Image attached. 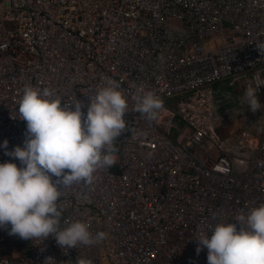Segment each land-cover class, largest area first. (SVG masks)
I'll return each instance as SVG.
<instances>
[{
	"label": "built area",
	"instance_id": "obj_1",
	"mask_svg": "<svg viewBox=\"0 0 264 264\" xmlns=\"http://www.w3.org/2000/svg\"><path fill=\"white\" fill-rule=\"evenodd\" d=\"M257 47L264 0H0V163L20 166L6 152L25 140L26 85L82 101L85 114L109 79L128 97L116 162L59 201L61 228L79 220L106 238L62 249L0 228V264H208L195 240L264 204V87L253 121L226 135L229 112L211 93L228 83L244 99L254 75L264 79ZM138 91L162 100L156 120L134 111Z\"/></svg>",
	"mask_w": 264,
	"mask_h": 264
},
{
	"label": "clouds",
	"instance_id": "obj_2",
	"mask_svg": "<svg viewBox=\"0 0 264 264\" xmlns=\"http://www.w3.org/2000/svg\"><path fill=\"white\" fill-rule=\"evenodd\" d=\"M261 87L264 79L256 73L244 93L253 113L262 107L257 95ZM89 98L85 114L82 101L62 104L51 89L24 87L18 116L27 125L25 140L22 147L6 152L20 166L0 163V228L10 226L9 235L36 245L51 237L62 249L106 238L102 231L93 235L83 221L63 228L60 224L64 190L74 184L91 185L98 169L114 165L118 151L114 141L127 126L128 97L118 82L107 80ZM133 99L134 111L149 121L163 110L162 100L152 92L138 91ZM3 147L7 149V140ZM195 242L197 253L207 249L208 264H264V204L236 215L232 222L215 224ZM53 260L48 257L45 264ZM78 264L91 262L81 258Z\"/></svg>",
	"mask_w": 264,
	"mask_h": 264
},
{
	"label": "rangeland",
	"instance_id": "obj_3",
	"mask_svg": "<svg viewBox=\"0 0 264 264\" xmlns=\"http://www.w3.org/2000/svg\"><path fill=\"white\" fill-rule=\"evenodd\" d=\"M226 86H217L216 88L212 89L211 93L213 94V100L215 101V105L217 107H221L223 108L225 111L229 112V117L230 120L229 122L223 126L221 128V133L222 135H226L228 133V131L230 129L233 128V126L238 122L241 121L243 119V122L245 123H250L251 121H253L254 117L256 116V112H250L244 116H239L238 115V111L241 110L242 108H245L247 105L246 104V100L245 98L243 99L240 96H236V94L234 93L235 88L233 86H229L228 83L223 84ZM222 90H226L229 94H231V98L230 99H225L222 98V96H220L219 94ZM227 94V93H226ZM224 94V95H226ZM241 95V94H239ZM241 100V101H240ZM224 102L223 105L221 106V102ZM240 101V102H239Z\"/></svg>",
	"mask_w": 264,
	"mask_h": 264
}]
</instances>
